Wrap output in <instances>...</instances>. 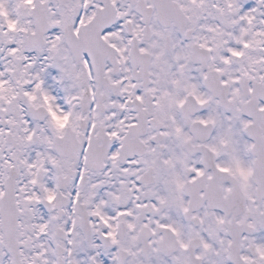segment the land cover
<instances>
[{
	"label": "snow or ice",
	"instance_id": "snow-or-ice-1",
	"mask_svg": "<svg viewBox=\"0 0 264 264\" xmlns=\"http://www.w3.org/2000/svg\"><path fill=\"white\" fill-rule=\"evenodd\" d=\"M0 264H264V0H0Z\"/></svg>",
	"mask_w": 264,
	"mask_h": 264
}]
</instances>
